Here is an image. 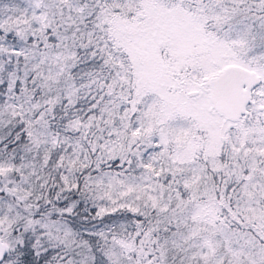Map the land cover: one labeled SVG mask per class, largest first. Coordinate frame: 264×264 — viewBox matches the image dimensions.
I'll list each match as a JSON object with an SVG mask.
<instances>
[{
	"label": "snow or ice",
	"instance_id": "1",
	"mask_svg": "<svg viewBox=\"0 0 264 264\" xmlns=\"http://www.w3.org/2000/svg\"><path fill=\"white\" fill-rule=\"evenodd\" d=\"M0 264H264V0H0Z\"/></svg>",
	"mask_w": 264,
	"mask_h": 264
}]
</instances>
